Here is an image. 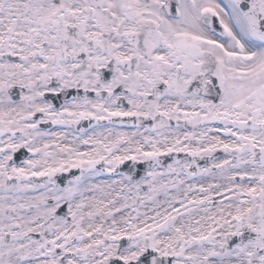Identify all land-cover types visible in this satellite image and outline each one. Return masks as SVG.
<instances>
[{"label": "snow or ice", "instance_id": "6c2138e0", "mask_svg": "<svg viewBox=\"0 0 264 264\" xmlns=\"http://www.w3.org/2000/svg\"><path fill=\"white\" fill-rule=\"evenodd\" d=\"M0 264H264V0H0Z\"/></svg>", "mask_w": 264, "mask_h": 264}]
</instances>
